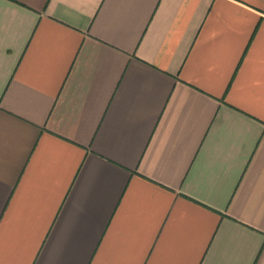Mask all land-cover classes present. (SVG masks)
<instances>
[{
  "label": "crops",
  "instance_id": "crops-1",
  "mask_svg": "<svg viewBox=\"0 0 264 264\" xmlns=\"http://www.w3.org/2000/svg\"><path fill=\"white\" fill-rule=\"evenodd\" d=\"M0 264H264V0H0Z\"/></svg>",
  "mask_w": 264,
  "mask_h": 264
}]
</instances>
